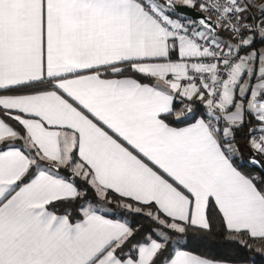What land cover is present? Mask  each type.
<instances>
[{"label":"snow or ice","instance_id":"1","mask_svg":"<svg viewBox=\"0 0 264 264\" xmlns=\"http://www.w3.org/2000/svg\"><path fill=\"white\" fill-rule=\"evenodd\" d=\"M241 251L264 257V0H0V264Z\"/></svg>","mask_w":264,"mask_h":264},{"label":"trees","instance_id":"2","mask_svg":"<svg viewBox=\"0 0 264 264\" xmlns=\"http://www.w3.org/2000/svg\"><path fill=\"white\" fill-rule=\"evenodd\" d=\"M138 222L139 223H144L143 220H139ZM208 249L210 250V252H213V253H220V252H222V249L215 248V247H213L211 245H208ZM247 256H252L254 258L255 264H264V257H261L259 255H255L253 253H247V252H244V251H241L238 254V258H240V259H243V258H245ZM249 264H251V262H249Z\"/></svg>","mask_w":264,"mask_h":264}]
</instances>
